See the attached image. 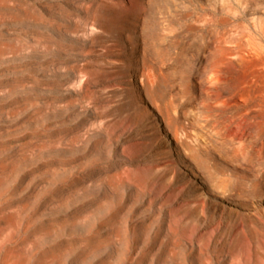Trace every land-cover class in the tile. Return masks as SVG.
Returning <instances> with one entry per match:
<instances>
[{"label": "rangeland", "instance_id": "obj_1", "mask_svg": "<svg viewBox=\"0 0 264 264\" xmlns=\"http://www.w3.org/2000/svg\"><path fill=\"white\" fill-rule=\"evenodd\" d=\"M263 78L264 0H0L4 255L264 264Z\"/></svg>", "mask_w": 264, "mask_h": 264}, {"label": "bare ground", "instance_id": "obj_2", "mask_svg": "<svg viewBox=\"0 0 264 264\" xmlns=\"http://www.w3.org/2000/svg\"><path fill=\"white\" fill-rule=\"evenodd\" d=\"M223 39L227 40V37L221 35V40H223ZM238 45L242 46V44H238ZM262 99L264 100V98H262ZM3 217H4V209L1 207L0 208V218L3 220ZM6 243H7V237H6L5 225L3 224V221L2 222L0 221V264H16L17 261H18V257L17 256H13L9 260L8 257H6L4 255L5 248H6Z\"/></svg>", "mask_w": 264, "mask_h": 264}]
</instances>
